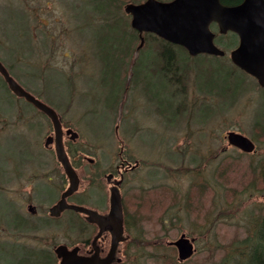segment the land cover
<instances>
[{"label":"rangeland","instance_id":"374dc122","mask_svg":"<svg viewBox=\"0 0 264 264\" xmlns=\"http://www.w3.org/2000/svg\"><path fill=\"white\" fill-rule=\"evenodd\" d=\"M130 2L119 4L125 26L97 16V8L113 9L108 0H0V57L79 134L69 150L96 159L92 166L72 154L100 209L109 203L105 175L120 162L121 147L139 162L122 189L129 223L124 264H217L253 223L264 222V90L232 64L233 36L218 44L224 57H193L180 46L179 77L171 78L152 40L144 53L131 41L124 13ZM50 131L43 114L0 81V226L8 231L21 223L17 208L31 197L30 185L49 202L41 212L60 197L63 169L44 148ZM231 131L252 139L256 150L229 146ZM65 218L34 221L28 234L35 244L0 230V264H54L42 245L53 254L81 239L77 218ZM183 234L195 252L179 263L168 243ZM159 243L156 255L151 246Z\"/></svg>","mask_w":264,"mask_h":264},{"label":"water","instance_id":"95a60500","mask_svg":"<svg viewBox=\"0 0 264 264\" xmlns=\"http://www.w3.org/2000/svg\"><path fill=\"white\" fill-rule=\"evenodd\" d=\"M124 11L131 16L132 27L140 33L141 43L138 51L144 44L143 33H152L169 43L184 47L191 56H224L225 51L215 44L216 34L211 25L217 24L222 35L235 33L239 44L230 53L231 61L239 69L255 77L264 87V0H243L234 6L224 5L221 0H145L139 4H126ZM0 73L12 92L41 110L53 124L55 135L46 138L45 147L55 142L56 156L70 179V187L63 193L57 205L50 209L51 216H58L65 209L87 212L82 207L66 204V198L78 188V179L65 152L62 125L57 113L24 90L1 62ZM67 134L71 135L73 141L78 138V134L73 130H68ZM226 138L229 145L243 152L252 153L255 150L254 142L241 133L231 131L227 133ZM121 182L122 179L115 182L110 195V216L119 224V235L122 233L123 215L122 197L118 190ZM94 217L101 219L98 215ZM124 240L118 238V241ZM118 241L113 239L108 256L101 261L103 264H109L113 259ZM171 244L177 248L179 261L192 257L194 246L185 235ZM55 253L61 259L60 264H93L96 260L82 257L71 260L75 250L69 251L64 245L58 246Z\"/></svg>","mask_w":264,"mask_h":264},{"label":"flooded vegetation","instance_id":"af4514ba","mask_svg":"<svg viewBox=\"0 0 264 264\" xmlns=\"http://www.w3.org/2000/svg\"><path fill=\"white\" fill-rule=\"evenodd\" d=\"M242 1L243 0H241L240 3ZM0 62L5 66L7 71L12 76L11 74L12 68L7 64L5 65L1 57H0ZM0 79L2 80L3 84L7 87V89H9L7 83L5 82L1 74H0ZM253 79L256 80L255 78ZM257 83L259 84L258 81ZM23 87L25 88V86ZM11 94L15 96L12 92ZM15 97L19 98L17 96ZM19 99L25 101L23 98H19ZM33 108L39 111L36 107L33 106ZM61 122H62V127H63V143L65 145L66 152H67L69 161L71 163V166L78 179V188L74 191L73 194H71L70 196L66 198V204L82 207L87 212H76L74 210L66 209L63 212H61V214L58 217H52L50 215V209L61 200L63 193L66 192L70 186V179L68 178L61 164L58 163V165L61 166V168L63 169V181H64V185H63L64 187L61 191L59 199L47 209V212H41V208L44 207V205H47L49 202L42 201L40 198H37L34 195L35 188H33L30 185L33 195L31 194V197L24 200V202L21 203L19 208H17L19 210L22 222L19 225H16L12 230H9V231L6 230L3 225L0 226L1 227L0 230H4L5 232H8L11 238L16 242L17 241L18 242H31L34 244V241L31 239V237L28 234L29 231H32V227H34L35 225L34 221L39 224H40V222H38L39 220H43V222L49 221V225H50L51 221L57 222V221L66 219L65 216L71 217L72 220L77 218L76 229L79 231L81 235V239L77 242L63 243V245L66 246L69 251L75 250V254L71 255V260L81 258V257L90 258V259L96 258L93 264H103L101 261L107 257L113 239H116V242H117L118 238H125L124 242L118 241L115 257L112 261L109 262V264H118L116 263V260H118L119 258H122L120 256V254L122 253L120 251L121 247L125 246V244L128 242V239H129L127 235V228H126L127 222H125V216H126L125 197L123 195L122 189L125 186L126 177H128L130 173H133L137 170V168L139 167V162L132 161L130 157L124 156V148L122 149L121 147L120 152L118 154L120 162L117 163L114 171H109L105 175L106 182L108 185H110L109 203L106 207H103L104 209L103 208L100 209L99 204H101L102 202L100 201L101 203L100 202L98 203L96 198L95 197L93 198V189H90V187H86V186H84L83 188L82 186L83 179L79 173V169L82 165L81 164L82 161L80 160L81 165L77 164V159H74L75 156H73L72 154L82 156L83 160H86L92 166H95L97 164V161L95 158L90 157L92 156L90 154H83V153L80 154L81 152L79 151L76 152L72 149L69 150L70 145H72L74 142L70 140V137L66 134V131L72 128L65 126L62 120ZM51 135H53L52 126H51V131L49 135H47L46 137L51 136ZM45 149L47 152L51 153L52 155H55V158H56L53 145L52 147L45 148ZM44 178L46 179L50 177H47V175H43L40 179H44ZM120 179H122V182L119 185L118 190L122 197V207H123V215H122V220H121V223H122L121 235H119L120 227H119L117 220L110 216L111 190L114 187L115 182L119 181ZM95 215L100 216L101 219L95 218L94 217ZM69 223L70 221L68 220V224ZM60 262H61V259L57 258L56 256L54 264H59Z\"/></svg>","mask_w":264,"mask_h":264},{"label":"trees","instance_id":"16d2710c","mask_svg":"<svg viewBox=\"0 0 264 264\" xmlns=\"http://www.w3.org/2000/svg\"><path fill=\"white\" fill-rule=\"evenodd\" d=\"M136 2L137 0H108L107 6H110V4H113V9H96L97 16L100 15V17H104L105 21H111L117 24H121L123 21V18L119 17L118 13H120L119 4H125L126 2ZM241 0H222L223 4L228 6L237 5L240 3ZM117 11V17L115 15V11ZM106 15V16H105ZM129 36L131 38V41L138 42L139 37L138 33L135 31H130ZM233 36L236 38V36L232 33H228L227 35H220L217 36V43L223 44L224 39L227 37ZM145 40L147 42H150L152 40V43L157 45V55L161 58L164 64V68L167 73H170V77L172 78L173 75H177L179 77L177 72V61H178V49L180 47L174 46L171 43L166 42L163 39H160L156 37L153 34H145ZM220 41V43L218 42ZM130 50V48H129ZM184 50V49H183ZM141 53L145 50H140ZM185 51V50H184ZM130 52V51H129ZM143 52V53H144ZM186 52V51H185ZM187 53V52H186ZM130 58H133V53H130ZM133 62V61H132ZM134 73V69H133ZM262 175H264V170L262 171ZM125 222H127V225L129 224L127 221V217L125 216ZM126 225V227H127ZM158 246V247H157ZM157 246H151V249L156 251V255H159L162 253V247H160V243L157 244ZM146 252H144L145 254ZM55 259V258H54ZM52 263L51 259L49 257L47 263ZM124 263V262H122ZM119 264V263H118ZM217 264H264V222L263 221H257L253 223L250 234L247 235L245 238H243L241 241L235 243L233 245L232 251L228 256H224L219 263Z\"/></svg>","mask_w":264,"mask_h":264},{"label":"bare ground","instance_id":"6f19581e","mask_svg":"<svg viewBox=\"0 0 264 264\" xmlns=\"http://www.w3.org/2000/svg\"><path fill=\"white\" fill-rule=\"evenodd\" d=\"M125 13V12H124ZM126 14V16H128V14L127 13H125ZM129 17V16H128ZM122 25H123V23H124V25L125 26H127V25H129V23H128V21L126 20V19H124L122 22ZM129 29H130V31H135L136 33H138V37H139V45H140V43H141V37H140V33L136 30V29H134L133 27H132V25H131V19H130V26H129ZM129 31V32H130ZM128 32V33H129ZM145 34H152V33H143V38H144V44H145V42H146V40H145ZM220 36V35H219ZM157 37V36H156ZM159 38V37H158ZM236 39V38H235ZM144 44H143V46H144ZM139 45L137 46V52H139L140 50H142L143 49V46L140 48V50L138 51V47H139ZM230 47V46H229ZM130 51V52H129ZM225 51V50H224ZM150 52V51H149ZM130 53H132V51H131V49L130 50H128V55H129V59H132V58H130ZM199 55H206V54H199ZM198 56V55H197ZM131 75V74H130ZM0 81H1V83L3 84V82H2V80L0 79ZM30 91V90H29ZM33 91V90H32ZM31 92V91H30ZM32 94H34V95H36L37 97H39L36 93H33L32 92ZM18 216H20V213H18ZM21 217V216H20ZM21 222H22V219H21ZM38 238H41V239H43L45 242H46V238H44V237H38ZM34 244H35V242H34ZM40 244V243H39ZM46 244L47 245H49L47 242H46ZM46 244H44V245H42L45 249H44V251H46L45 253L47 254V256H48V259H49V257H50V259H51V262L52 263H54V261H55V257H56V254H54V249H55V247L53 248V251H52V253L53 254H50L51 253V247L50 246H47ZM60 245H63V244H60ZM60 245H57V246H60ZM56 246V247H57ZM118 261H119V264H124V263H122L123 261H124V259L123 258H119L118 259Z\"/></svg>","mask_w":264,"mask_h":264}]
</instances>
